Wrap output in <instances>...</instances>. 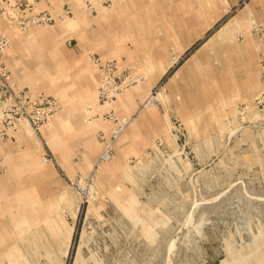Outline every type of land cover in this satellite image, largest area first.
Returning <instances> with one entry per match:
<instances>
[{
  "label": "rangeland",
  "instance_id": "374dc122",
  "mask_svg": "<svg viewBox=\"0 0 264 264\" xmlns=\"http://www.w3.org/2000/svg\"><path fill=\"white\" fill-rule=\"evenodd\" d=\"M103 9L95 19L83 4L75 30L53 20L32 24L45 37H7L0 99L22 90L60 107L1 141L13 147L1 148L0 185L16 162L20 178L31 165L41 174L12 183L29 207L1 209L16 224L0 229V264H264V62L255 99L224 111L212 94L169 85L177 68L151 84L145 36L123 39L120 10ZM262 23L251 29L264 38ZM11 76L29 83L15 89ZM140 116L151 135L128 147Z\"/></svg>",
  "mask_w": 264,
  "mask_h": 264
},
{
  "label": "crops",
  "instance_id": "0c3cea01",
  "mask_svg": "<svg viewBox=\"0 0 264 264\" xmlns=\"http://www.w3.org/2000/svg\"><path fill=\"white\" fill-rule=\"evenodd\" d=\"M110 1L108 7L96 2L97 11L93 17L104 18L105 13L99 14L100 9L115 8L116 12L120 10V14L116 16L121 21V26L128 28L122 30L123 39L134 38L139 34L145 36V51L152 52L155 69L151 84H156L168 75L169 70L177 68L169 79V85L195 86L193 92L197 95L212 94L224 111L253 101L259 93L264 38L251 29V22H264V0ZM83 4L86 5L84 0H42L36 5L34 12L48 10L54 16V23L60 25L61 20H67L63 25L75 30L84 21L81 10ZM65 7L75 17V21H68L69 14L64 11ZM7 20L6 14L0 15V30L7 37L14 39L17 35L30 33L32 29L37 35V30L33 28L36 25L29 24L26 28H21L9 25ZM72 23L76 26L73 27ZM6 62L8 66L16 68L17 61L12 56L6 55ZM10 80L15 89L29 83L18 76H11ZM127 106L132 104L129 102ZM146 125L147 121L142 116L136 120L125 137L128 147L142 146L141 141L145 139V135H151L145 130ZM2 146H6V151L13 147L9 142H0V161ZM59 159H62L61 156ZM6 162L9 165V161ZM11 177L13 184L26 180L21 176H16L17 179L13 175ZM10 191L14 192L12 188Z\"/></svg>",
  "mask_w": 264,
  "mask_h": 264
},
{
  "label": "built area",
  "instance_id": "2783aa9c",
  "mask_svg": "<svg viewBox=\"0 0 264 264\" xmlns=\"http://www.w3.org/2000/svg\"><path fill=\"white\" fill-rule=\"evenodd\" d=\"M42 0H0V15L6 14L9 25H19L27 27L29 24L46 25L54 20V16L50 11L35 13L34 9L38 2ZM49 2L50 0H44ZM86 7L91 13L97 11L95 3L98 2L102 6L108 7L110 0H84ZM254 29L259 34H264V23L254 25ZM9 40L4 32L0 30V73L5 71L6 67L2 66V58L7 49ZM7 71V69H6ZM264 84V70L262 74ZM2 85L8 87L5 82ZM22 90L12 91L8 96L2 95L5 101L0 99V102L12 100L10 108L5 110L4 114L0 115V142L6 135L14 136V133L19 130L20 122L29 120L33 129L40 124L48 122L58 111V103L52 97H44L35 99L27 94L21 95ZM258 106L264 107V88L263 91L256 97ZM15 111V114L12 112ZM1 165V161H0Z\"/></svg>",
  "mask_w": 264,
  "mask_h": 264
},
{
  "label": "bare ground",
  "instance_id": "6f19581e",
  "mask_svg": "<svg viewBox=\"0 0 264 264\" xmlns=\"http://www.w3.org/2000/svg\"><path fill=\"white\" fill-rule=\"evenodd\" d=\"M100 13H103V10H99V14ZM76 15H78V14H76ZM84 16H85V14H84ZM80 18V17H79ZM81 21V20H80ZM82 22V21H81ZM72 26H75L74 25V23L73 24H71ZM47 33H49V30L47 29H37V35H41V36H46L45 34H47ZM47 97H49V96H47ZM57 101V100H56ZM12 100H10V101H7V102H0V115H1V113H2V115L4 114V112H5V110H7L8 108H10L11 107V105H12ZM58 103V102H57ZM59 103H58V109H59ZM23 122H28L29 124H31L30 123V121L29 120H24ZM24 125H27V124H23L22 126H24ZM21 126V127H22ZM28 126V125H27ZM75 140V139H74ZM3 148V147H2ZM4 149V148H3ZM108 158V157H107ZM15 165H17V166H14L12 169H11V175H13L14 176V178L15 179H17L16 178V176H17V171H18V163L16 162V164ZM112 169L113 168H111V169H107V170H111L112 171ZM24 170H25V175L27 174V176L26 177H23L22 179H25L26 178V180H31L32 182H34V179L35 178H37L38 176H39V174H41L40 172H41V167H37V166H35V165H31L30 167H28V168H24ZM5 181H6V183L7 184H1L0 186H4L5 185V187L7 186V190H8V193H4V192H2L1 194H3V195H1L0 194V197L2 198V197H4L5 195H7V196H9L7 199H5V200H0V229L2 230V229H5V231H7V232H9L10 233V230L12 229L13 230V228H14V226H15V222H14V218L13 217H11V219L10 220H7V223H4L3 221H2V219H1V215H2V210L1 209H3V208H8V207H12V206H19V205H27V208L29 207V204H28V201L26 200V198L24 197L25 195L24 194H21V192H18V191H15L14 192V196H12L11 197V195H10V193H11V191H9V189H11V188H13V185H12V182H13V178L11 177V176H7L6 178H5ZM17 185H19V184H17ZM31 187V186H30ZM15 188V187H14ZM30 189V188H29ZM31 191V190H30ZM30 195V194H29ZM15 204V205H14ZM32 205H33V203H32ZM31 205V206H32ZM38 209H40V208H38ZM23 211H25L24 209H23ZM8 225H10V227H8ZM10 229V230H9ZM3 235V234H2Z\"/></svg>",
  "mask_w": 264,
  "mask_h": 264
}]
</instances>
